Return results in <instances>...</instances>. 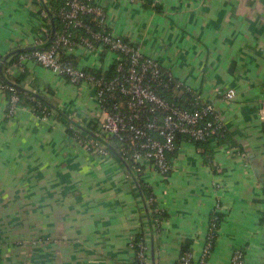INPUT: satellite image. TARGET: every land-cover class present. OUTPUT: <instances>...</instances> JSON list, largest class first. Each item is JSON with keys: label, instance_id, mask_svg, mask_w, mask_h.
<instances>
[{"label": "crops", "instance_id": "crops-1", "mask_svg": "<svg viewBox=\"0 0 264 264\" xmlns=\"http://www.w3.org/2000/svg\"><path fill=\"white\" fill-rule=\"evenodd\" d=\"M62 1L0 0L2 59L45 47L60 25L53 12L42 24L40 8ZM98 1L108 28L212 104L227 136L200 145L178 139L167 182L143 173L164 214L157 232L128 164L100 129L93 88L30 59L10 63L5 80L49 104L36 110L22 100L11 115L0 90V264H133L129 241L139 233L149 264H174L185 249L198 258L217 200L219 229L206 264H228L236 247L246 264H264V181L254 169L264 175V0ZM62 55L96 72H108L113 57L81 46ZM228 88L230 102L222 96ZM74 131L109 154L84 152Z\"/></svg>", "mask_w": 264, "mask_h": 264}, {"label": "built area", "instance_id": "built-area-1", "mask_svg": "<svg viewBox=\"0 0 264 264\" xmlns=\"http://www.w3.org/2000/svg\"><path fill=\"white\" fill-rule=\"evenodd\" d=\"M50 12L59 23V29L54 30L53 36L47 33L49 43L45 47L20 53L18 62L30 59L65 77L73 85H90L103 114L100 129L113 138L119 155L133 175L142 176L146 170H150L164 182L169 181V156L177 149L179 136L190 142L225 140L227 127L215 107L183 86L158 60L145 54L141 45L111 31L107 26L106 9L98 0H64L63 5L55 11L50 10L44 2L39 13L42 24L48 20ZM81 31L84 34L77 35ZM77 46L111 53L113 57L109 70L113 69V73L107 76V71H87L62 55L63 51ZM2 60L0 56V63ZM172 86L174 89L183 87L188 93L185 106L164 95L171 91ZM0 90L8 94L9 113L15 114L21 102L18 86L6 80L3 82L0 75ZM222 96L226 102L233 101L235 91L228 88ZM71 137L84 152L103 156L110 152L100 140L88 138L80 131L72 132ZM211 184L216 190L222 188V183L217 179H213ZM146 202L147 205H154L155 213H162L154 196L148 197ZM219 210L217 200L200 256L195 258L191 250H184L174 264H206L219 229ZM149 220L150 229L157 227L159 232L163 219L156 217L154 222ZM129 246L135 254L133 264H149L150 249L145 239L138 241L135 237L131 238ZM228 264H246L241 248L232 250Z\"/></svg>", "mask_w": 264, "mask_h": 264}, {"label": "trees", "instance_id": "trees-1", "mask_svg": "<svg viewBox=\"0 0 264 264\" xmlns=\"http://www.w3.org/2000/svg\"><path fill=\"white\" fill-rule=\"evenodd\" d=\"M64 3V0L62 1V3H54L51 7H52V11H55L57 10L58 8H60ZM46 4V3H45ZM47 5V4H46ZM48 6V5H47ZM49 17V16H48ZM49 27H50V24H49ZM55 27V26H54ZM53 30H55V28H53ZM53 30L51 29L50 30V34H52ZM83 35L84 33L81 31V33H77V35ZM18 56H19V53H12L11 55H9L6 59L2 60L3 62L1 63V72H0V75H1V78H2V81L4 82L5 81V77L3 76V72H4V69L7 68V65H9L10 63L12 62H15V61H18ZM113 73V69H110L108 71V73H106V75L110 76L111 74ZM173 86L171 87V91L169 92H165L164 95L166 96V98L170 99V100H175L177 101L181 106H185L187 104V100H186V96L188 95L187 92L184 91L183 87L181 88H176L174 89ZM22 93V92H21ZM21 101L22 102H25L26 104H29V105H32L34 107V109L36 110H39L41 109L42 106L44 105H48V99L44 96V95H40V94H33V93H25V94H21ZM39 103V104H38ZM264 127V126H263ZM182 138L181 136L178 137V139ZM211 141V140H209ZM209 141H195V143L197 144H204V143H208ZM223 141V140H221ZM110 147V146H109ZM130 168V167H129ZM130 172L132 173L133 175V172L132 170L130 169ZM135 175V176H134ZM133 177H134V181L138 184V188H140V190L142 191L143 195L145 196V198L147 199L148 197L150 196H154L153 195V191L151 189V187L146 183L144 182V180L142 179V176L140 174H134ZM148 208H149V211H150V219L154 222V219L156 217H159L160 219H163V216L164 214L161 213V214H157L154 212V205H151L149 204L148 205ZM155 226L156 223H154ZM154 229L157 230V227H154ZM142 234H138L135 239L138 240V241H142ZM186 250V249H185Z\"/></svg>", "mask_w": 264, "mask_h": 264}, {"label": "water", "instance_id": "water-1", "mask_svg": "<svg viewBox=\"0 0 264 264\" xmlns=\"http://www.w3.org/2000/svg\"><path fill=\"white\" fill-rule=\"evenodd\" d=\"M53 32H54V30H53ZM53 32H52V36H53V34H54ZM52 36H51V38H50V41H51L52 38H53ZM0 72H1V65H0ZM114 144H115V143H114ZM254 169L256 170V173H257V175L259 176V178H260L261 180L264 181V175L260 173L259 168L257 169V167H255Z\"/></svg>", "mask_w": 264, "mask_h": 264}]
</instances>
